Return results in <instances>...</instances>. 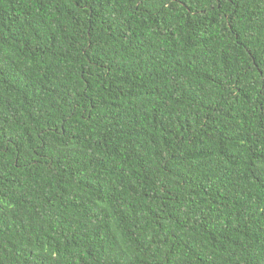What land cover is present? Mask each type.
I'll return each instance as SVG.
<instances>
[{
  "label": "trees",
  "instance_id": "1",
  "mask_svg": "<svg viewBox=\"0 0 264 264\" xmlns=\"http://www.w3.org/2000/svg\"><path fill=\"white\" fill-rule=\"evenodd\" d=\"M0 264H264V0H0Z\"/></svg>",
  "mask_w": 264,
  "mask_h": 264
}]
</instances>
